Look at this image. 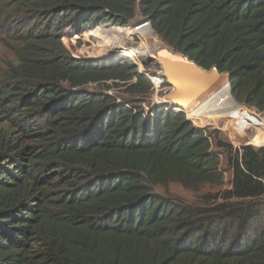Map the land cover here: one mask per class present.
Returning <instances> with one entry per match:
<instances>
[{
  "label": "trees",
  "instance_id": "obj_1",
  "mask_svg": "<svg viewBox=\"0 0 264 264\" xmlns=\"http://www.w3.org/2000/svg\"><path fill=\"white\" fill-rule=\"evenodd\" d=\"M138 10L264 111V0H0L18 61L0 84V264H264V145L236 148L185 111L147 116L85 88L140 76L91 57L84 25L126 26ZM77 19L64 40L80 61L62 41ZM170 182L223 189L192 205L151 186Z\"/></svg>",
  "mask_w": 264,
  "mask_h": 264
},
{
  "label": "rangeland",
  "instance_id": "obj_2",
  "mask_svg": "<svg viewBox=\"0 0 264 264\" xmlns=\"http://www.w3.org/2000/svg\"><path fill=\"white\" fill-rule=\"evenodd\" d=\"M140 1V0H139ZM100 16L94 22L85 23L86 27H89L90 30L87 36L91 39L92 44H87L88 54L95 58L99 59L96 60L98 62H130L139 68L140 76L135 77L131 81L128 82H119V81H108L106 83H101L100 85L97 84H89L85 88L92 91V92H100L105 91L110 94H113L118 103L125 102L132 108L136 110L138 113H144L145 115H154L159 109L165 108L168 110H175L180 111L185 110L183 107H178L173 102V87L166 81L164 74L156 63V61L150 62L148 61V57H144L143 59L140 58H133L127 56H118L119 54V46L127 45V47L131 48H138L143 47L148 44H155V40L161 41L163 46H167V43L155 32V36L152 37H144L140 34H135L129 38H125V34L122 32H118L117 28H128L132 27L139 23V21H145L147 19L140 10H138V15L129 21L126 26L117 25L113 22H105L100 20ZM79 20L77 19L74 24L68 27L65 31V35L62 38L64 46L69 50L70 54L77 59L78 61L83 59H78V55L76 53L77 50L74 47H70L67 43H65L64 37L70 35V29L77 24ZM100 29V30H99ZM100 31V33L98 32ZM116 31V32H114ZM108 32V33H107ZM118 32V33H117ZM98 33V34H97ZM122 33V34H121ZM118 34V35H117ZM101 36V37H100ZM103 36V37H102ZM123 36V40L120 39L119 46H106V42L110 39L119 41L117 37ZM99 37V38H98ZM105 37V38H104ZM115 37V38H114ZM102 38V39H101ZM110 38V39H107ZM128 39V40H127ZM12 46H15V43L9 40ZM123 42V43H122ZM144 44V45H143ZM165 44V45H164ZM13 47H9L5 36L0 34V84L3 83L4 75L7 73V70L11 66H16L18 64L17 57L15 51L12 50ZM99 54V55H98ZM231 87V86H230ZM217 90V89H216ZM231 90V88H230ZM231 97L232 90L230 91ZM166 101H162V99ZM168 98V99H167ZM171 100V101H170ZM235 101V99L233 98ZM159 102V103H158ZM236 102V101H235ZM238 105H242L245 110L250 112L251 115L256 116L258 119L264 118V111H259L255 108H251L244 103H238ZM189 110L190 108L186 109L187 117H189ZM223 112L226 116L225 119L228 118L227 127H222L215 125L212 121L200 120L189 117L191 121L194 123L195 126L200 128H210L211 131H219L221 136L223 135L227 138L236 148H241L243 145H253L249 142V139L257 138L256 131H258L260 125H254L251 123L250 120H241L242 116L238 115L234 117L231 113L227 110L225 111H218L216 113ZM230 114V115H228ZM263 138H264V130H263ZM215 150H218L215 148ZM222 170L225 172V183L223 184V188H231V180L232 170L228 166L226 162V156L224 155V161L222 162ZM152 188L156 193L165 196H171L178 198L184 202H187L192 205H200L202 201L203 194L209 191L216 192L220 189L219 187H211L207 186L204 187L201 191H193L187 189L186 187L182 186L176 182H170L168 184L163 185H151Z\"/></svg>",
  "mask_w": 264,
  "mask_h": 264
},
{
  "label": "bare ground",
  "instance_id": "obj_3",
  "mask_svg": "<svg viewBox=\"0 0 264 264\" xmlns=\"http://www.w3.org/2000/svg\"><path fill=\"white\" fill-rule=\"evenodd\" d=\"M117 31L124 33L126 36L125 38H129L135 34H138L139 32L145 38L146 37H152L153 38L155 36V31H154L153 27L150 26V23L147 22V19H145V21H143V22L139 21L138 24L133 25L132 27L117 28ZM98 32L100 33V31H98ZM114 32H116V31H114ZM107 39H110V38H107ZM117 39H119V41H115L112 39L108 40L106 42V46L112 47V46L119 44L120 39L123 40V36H120L119 38L117 37ZM153 43H155V44L151 45V44L146 43V45L143 47H138V48H133V49H132V47L131 48L127 47V45H121V46L117 45V46H119V48H121V49H119L118 56L121 55V56L133 57L135 59L140 58V57H141V59H143L144 57H149V56L154 57L155 52L157 53V52L162 51L160 49H162L161 47L163 46V44L160 40L159 41L155 40V42H153ZM167 47H170V46L167 44ZM170 48L174 49L173 47H170ZM160 55H161V53H159V56ZM155 59L159 60L157 55H156ZM230 88L231 87L229 86L228 77L226 75L222 74L217 78L216 82L209 89H207L205 91V93H203L200 97H198L197 100L192 101V102L184 101V100L176 97L175 94L173 95L172 100L174 101L173 103L175 105L181 106V104H182V106L185 109L184 110L185 112H186L187 108H190L189 117L195 118V119H200V120L202 119V120H205V122L212 121L215 125L220 126V128L227 127L226 125L228 124V118H226V119L224 118L226 115L223 112L216 113L218 111L220 112L221 110L222 111H225V110L229 111L231 113V115H234V117H236V116L238 117V115H241L242 116L241 120H246V121L250 120L251 123L256 125V126L257 125H260V126L263 125L262 127L258 128L259 129L258 131H256L257 138L251 137V139H249V142L253 145H256V146L264 145V138L262 135L263 130H264V118H262L260 120L256 116L251 115L250 112L245 110L242 105H238L233 100V98L231 97ZM162 101L165 102L166 100L163 98ZM228 115H230V114H228ZM238 118H240V117H238Z\"/></svg>",
  "mask_w": 264,
  "mask_h": 264
},
{
  "label": "water",
  "instance_id": "obj_4",
  "mask_svg": "<svg viewBox=\"0 0 264 264\" xmlns=\"http://www.w3.org/2000/svg\"><path fill=\"white\" fill-rule=\"evenodd\" d=\"M147 22L150 23L149 19ZM161 48L162 51L155 52L154 57L149 56L147 59L150 62L156 61L157 65L161 67L166 81L173 87L175 96L184 101L197 100L216 82L220 75L224 74L228 79L230 77L228 72H222L217 66L208 69L199 66L196 61L181 51L178 52L167 46ZM159 53H161L160 56ZM156 55L159 60L155 59ZM177 106L183 107L182 104Z\"/></svg>",
  "mask_w": 264,
  "mask_h": 264
},
{
  "label": "crops",
  "instance_id": "obj_5",
  "mask_svg": "<svg viewBox=\"0 0 264 264\" xmlns=\"http://www.w3.org/2000/svg\"><path fill=\"white\" fill-rule=\"evenodd\" d=\"M256 146V145H255ZM259 147H261V146H259Z\"/></svg>",
  "mask_w": 264,
  "mask_h": 264
},
{
  "label": "built area",
  "instance_id": "obj_6",
  "mask_svg": "<svg viewBox=\"0 0 264 264\" xmlns=\"http://www.w3.org/2000/svg\"><path fill=\"white\" fill-rule=\"evenodd\" d=\"M194 122V121H193Z\"/></svg>",
  "mask_w": 264,
  "mask_h": 264
},
{
  "label": "clouds",
  "instance_id": "obj_7",
  "mask_svg": "<svg viewBox=\"0 0 264 264\" xmlns=\"http://www.w3.org/2000/svg\"><path fill=\"white\" fill-rule=\"evenodd\" d=\"M182 111V110H181Z\"/></svg>",
  "mask_w": 264,
  "mask_h": 264
}]
</instances>
